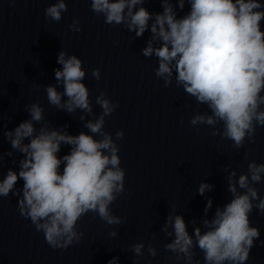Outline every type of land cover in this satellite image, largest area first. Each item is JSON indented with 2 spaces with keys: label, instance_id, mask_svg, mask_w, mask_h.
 <instances>
[{
  "label": "water",
  "instance_id": "1",
  "mask_svg": "<svg viewBox=\"0 0 264 264\" xmlns=\"http://www.w3.org/2000/svg\"><path fill=\"white\" fill-rule=\"evenodd\" d=\"M56 2L3 0L0 179L9 168L19 170L22 155L11 148L3 132L14 130L30 118L25 105L39 102L50 127L66 126L69 134L78 135L88 131L84 127L87 120H95L101 113L95 99L104 92L118 105L105 118L104 130L116 141L120 166L126 173L125 192L110 207L114 215L126 219L121 225L106 226L89 212L77 225L78 231L84 233L80 243L67 249H52L30 219L20 215L18 197L11 194L0 197V264H107L112 257H118V264H185L163 248L174 238L161 230L167 216L183 215L192 234L194 227L202 226L203 219L212 218L217 207L230 202L229 172L236 171L238 177L247 172L249 162L264 163V126L256 128L254 142L246 138L239 150L231 140L213 136L211 126H192L191 118L209 109L177 87L175 79L165 87L164 81L155 75L157 58L142 55L150 31L137 38L123 24H106L103 15L97 16L91 10V0H66L67 11L62 13V19L46 20L45 9ZM144 7L152 13L163 11L160 0H146ZM189 10L186 4L178 16ZM73 19L80 21L81 31L69 29ZM61 50L83 62L86 70L83 83L90 90L92 115L79 109L69 114L48 103L45 91L48 85L63 91L54 75V70L62 67L57 63ZM96 68L100 69L99 81L92 76ZM81 116L85 118L83 121ZM118 130L124 132L123 139L116 140ZM9 151L11 156L6 155ZM69 151L70 146L62 145L58 155L62 157ZM201 183L213 186L204 196L198 193ZM22 186L23 181H18L16 188ZM255 187L264 197V178ZM209 198L212 207L205 216ZM193 220L195 225L190 223ZM250 220L252 226L259 228L260 236L245 264H264V214L254 208ZM113 230L118 232L116 237L109 235ZM138 242L145 244V254L140 258L131 251V245ZM148 244L156 247V257L149 256ZM195 260L204 264L198 249Z\"/></svg>",
  "mask_w": 264,
  "mask_h": 264
},
{
  "label": "clouds",
  "instance_id": "2",
  "mask_svg": "<svg viewBox=\"0 0 264 264\" xmlns=\"http://www.w3.org/2000/svg\"><path fill=\"white\" fill-rule=\"evenodd\" d=\"M145 3L146 0H91V10L97 16L103 15L106 24L125 25L137 38L150 31L142 55L157 58L155 75L165 87L175 79L177 87L209 109L192 117V126H211L213 136L231 140L237 150L244 146L246 138L254 142L256 128L264 126V3L160 0V13L150 12ZM186 4L190 10L178 16ZM66 11V0H57L45 9V19L59 22ZM68 27L73 32L81 31L78 19H73ZM57 63L62 67L54 70L55 80L63 91L48 85V103L69 114L79 109L92 115L90 90L83 83L86 70L82 60L61 50ZM92 76L99 81L100 69H93ZM95 103L101 113L95 120H87L84 127L88 131L78 135L69 134L66 126L50 127L39 102L24 106L29 119L14 130L3 132L22 158L18 171L9 168L0 179V197H18L20 215L30 219L52 249L79 244L84 233L78 231L77 225L89 212L106 226L121 225L126 219L114 215L110 207L125 192L126 173L120 166L116 141L104 130L105 118L118 105L104 92ZM115 137L123 139L124 132L118 130ZM62 145L70 146V151L61 157L58 154ZM6 155L11 156L12 152ZM247 168L238 177L236 171L229 172L230 202L217 207L212 218L203 219L202 226L194 227L192 234L183 215L169 213L161 230L174 238L163 245L164 250L185 264H200L199 260L194 261L196 249L203 254L204 264H245L260 236L259 228L252 226L250 214L254 208L264 214V197L255 187L264 178V163L251 161ZM20 180L23 186L17 189ZM212 187L201 183L198 193L204 196ZM211 207L209 198L205 216ZM109 235L116 237L118 232L113 230ZM144 250L143 242L131 245L135 257H143ZM147 252L150 257L157 255L152 244L147 245ZM107 264H118V257H112Z\"/></svg>",
  "mask_w": 264,
  "mask_h": 264
}]
</instances>
